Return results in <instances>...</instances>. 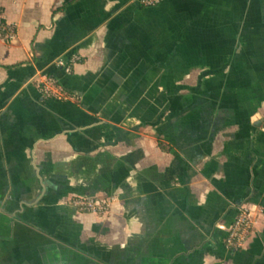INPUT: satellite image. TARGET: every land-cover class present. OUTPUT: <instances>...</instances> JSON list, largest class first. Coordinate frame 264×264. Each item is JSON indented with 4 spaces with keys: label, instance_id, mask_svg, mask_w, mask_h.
Here are the masks:
<instances>
[{
    "label": "crops",
    "instance_id": "0c3cea01",
    "mask_svg": "<svg viewBox=\"0 0 264 264\" xmlns=\"http://www.w3.org/2000/svg\"><path fill=\"white\" fill-rule=\"evenodd\" d=\"M0 5V264H264V0Z\"/></svg>",
    "mask_w": 264,
    "mask_h": 264
},
{
    "label": "built area",
    "instance_id": "2783aa9c",
    "mask_svg": "<svg viewBox=\"0 0 264 264\" xmlns=\"http://www.w3.org/2000/svg\"><path fill=\"white\" fill-rule=\"evenodd\" d=\"M164 0H139L143 7H155ZM4 17L0 16V39L6 42H14L17 39V28L15 25L2 23ZM5 18V17H4ZM6 20V19H5ZM82 60L78 54H73L69 59H59L56 66L63 70L66 74L71 75L74 72V66ZM38 86L42 95L46 98H53L60 101L75 100L76 96L72 94L68 88L60 82L55 76L43 73L38 81ZM71 203L82 212L105 214L109 211L111 203L109 199H96L90 196L76 197ZM254 229V219L252 212L242 207L236 217L234 223L230 226L227 237L226 247L231 251H238L247 245Z\"/></svg>",
    "mask_w": 264,
    "mask_h": 264
},
{
    "label": "trees",
    "instance_id": "16d2710c",
    "mask_svg": "<svg viewBox=\"0 0 264 264\" xmlns=\"http://www.w3.org/2000/svg\"><path fill=\"white\" fill-rule=\"evenodd\" d=\"M3 14H4V10H3V8H2L1 5H0V16H3ZM5 22H6V20H5V18L3 17V19H2V23L5 24Z\"/></svg>",
    "mask_w": 264,
    "mask_h": 264
}]
</instances>
